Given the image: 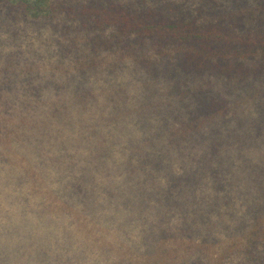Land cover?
I'll return each instance as SVG.
<instances>
[{
    "label": "trees",
    "instance_id": "16d2710c",
    "mask_svg": "<svg viewBox=\"0 0 264 264\" xmlns=\"http://www.w3.org/2000/svg\"><path fill=\"white\" fill-rule=\"evenodd\" d=\"M51 13L49 23L55 36L57 56L55 70L67 73L65 78L62 77L63 84L55 87L57 104L52 106V110L55 107L53 114L57 113L58 106L68 111L71 102L63 101L61 96L69 86L72 87V100L69 101L74 102L72 116L78 115L74 119L101 112L107 114V122L116 127V120L124 115L150 116L147 111L137 109L138 105L143 106L141 102L155 96L161 98L155 83L165 82L166 85L171 83L167 88L169 98L177 97L176 107L183 104L188 115L180 122L181 133L172 132L177 137L172 136L175 145H182L187 150L193 149L192 145H206L210 154L208 158L217 160L220 159L218 153L229 147L227 139L232 138L248 148L257 147L258 141L264 140V0H53ZM103 53L118 54L123 60L128 58L142 72L145 80L141 85L145 89L131 94L141 102L126 105L131 95L122 83L105 91L104 97L98 88L89 86L90 74L97 71ZM123 60L116 61L115 65L122 67ZM122 69L119 67L120 71ZM223 83L233 87L231 93L237 86L245 89L234 94L233 98L241 104L251 103L253 110L248 111L249 106L231 109L229 100L222 97L219 89ZM163 95L165 97L166 93ZM172 102L167 104L171 106ZM97 104L100 112L93 110ZM59 109L57 116L61 114ZM253 111L255 115H251ZM96 130L105 136L114 132L113 129ZM241 131H244L242 139L239 138ZM203 136L207 140L198 142ZM50 140H53L57 154L65 149L71 152L70 165L58 159L54 163L51 161L58 177L57 187L49 193L55 204V264H88L87 257L97 241L105 248L103 261L99 264H150L152 247L143 249L142 246L148 238L154 239L156 247H162V252L167 244L172 243L182 249L180 235L164 228L152 232L146 228L149 223L141 219L149 214L155 203H159L155 201L156 197H151L146 178L160 176L166 179L169 173L176 176L181 172L177 162L165 168V173L156 169V175L145 174V162L141 160L143 154L132 151L127 162L131 166L125 174L126 179L137 173L146 176L140 180L137 192L133 185L121 183V173L115 169L116 162L122 160L124 154L115 156L110 146L107 150L98 148L102 151L99 156L106 157L104 163L98 164V151L93 162L87 159L85 143L79 145L72 139L58 149L55 140L52 137ZM176 148L172 146V155L174 159H181L174 153H177ZM79 149L85 153L82 160L77 154ZM41 151L42 165H45L48 151ZM185 157L187 162L194 161L191 154ZM135 160L139 166H134ZM156 166L160 169V165ZM176 181L172 183L174 188L178 186ZM168 203L161 200L160 204L167 220L172 216L165 210ZM225 204L219 203L223 208L227 206ZM121 212L126 215L121 216ZM116 215L124 217L120 224L126 239L129 231L132 233L128 244L125 239L122 242L126 245L113 249L101 231L103 240L93 232L96 228L91 224H100L109 233L117 222ZM255 227L256 231L251 232L249 238L243 235L235 238V250L225 251L218 244V238H214L204 247L202 256L214 264H264V227ZM126 248L130 256L120 254ZM164 255L159 264H167Z\"/></svg>",
    "mask_w": 264,
    "mask_h": 264
},
{
    "label": "rangeland",
    "instance_id": "374dc122",
    "mask_svg": "<svg viewBox=\"0 0 264 264\" xmlns=\"http://www.w3.org/2000/svg\"><path fill=\"white\" fill-rule=\"evenodd\" d=\"M52 6L53 0H0V264L56 263L55 204L49 193L57 187L58 177L51 161L54 163L58 159L70 165L68 159L71 152L65 149L57 154L50 137L55 140L58 149L72 139L79 145L85 143V148L88 147L85 151L87 159L93 162L98 151V164L104 163L106 158L99 156L102 151L98 148L107 150L110 146L115 156L124 154L122 160L116 162L115 169L121 173V183L133 185L137 192L140 180L146 176L137 173L126 179L125 174L131 166L127 162L132 151L143 154L141 160L145 162L144 168L142 166L145 174L156 175V169L165 173V168L173 162L178 163L181 172L176 176L169 173L166 179L160 176L146 178L151 197H156L155 201L159 203H155L149 214L141 219L149 223L146 228L152 232L164 228L180 235L182 241L179 244L184 250L172 243L167 244L162 252V247H156L154 239L148 238L142 246L143 249L152 247L150 264H159L164 254L163 260L167 264H214L211 259L206 260L202 256L204 247L214 238H218V244L225 251H233L237 248L233 245L236 244L235 238L241 235L249 238V234L256 231V225L264 227V140L258 141L257 147L248 148L232 138L227 139L229 147L218 153L219 162L208 158L210 154L206 145H192L191 150L175 145L173 142L177 137L173 133L175 130L181 133L180 122L186 120L187 110L183 104L176 107L177 97L169 98L167 88L171 83H155L161 98L155 96L141 102V99L132 96L145 89L141 85L145 77L130 59L123 60L118 54L103 53L97 71L90 74L89 86L98 88L104 97L105 91L122 83L131 95L126 105L141 102L143 106L139 104L137 109L147 111L150 116L124 115L116 120V128L112 122H107V114L101 113L97 104L93 110L100 112L99 115L74 119L78 115L72 116L74 102L69 101L72 100V87L69 86L61 96L63 101L71 102L68 111L58 106L57 113L59 109L61 114L52 113L55 111L52 106L57 104L55 87L63 84L62 77L67 74L55 70V36L49 23ZM119 60H123L122 67L115 65ZM119 67L123 68L122 71ZM132 77L135 79L131 80ZM72 86L75 88V84L72 83ZM231 88L227 83L219 86L231 109L249 106L248 111H252L251 103L241 104L233 98L234 94L245 89L237 86L231 93ZM163 93H166L165 97ZM171 100L172 107L167 104ZM250 113L253 115L254 111ZM98 128L113 129L114 132L105 136L97 132ZM239 133L242 139L244 131ZM206 140L207 137L203 136L198 142ZM172 146L177 147V153H174L181 159H174ZM41 149L48 151L45 165H42ZM77 154L81 160L85 156L82 149ZM187 154L193 155V162H187L186 157H190H185ZM135 161L134 166H139L138 160ZM174 179L178 180L176 188L172 185ZM161 200L169 201L165 207L166 212L172 215L169 221L160 210ZM220 202L227 206L223 208ZM124 215L121 212V216ZM123 218L116 215L117 222L113 226L109 222L112 227L109 233L100 224L92 223V227L96 228L93 232L100 237L101 231L104 240L113 249L126 245L122 242L126 239L120 224ZM131 233L129 231L127 244ZM94 244L92 253L87 257L88 264H99L104 258L103 244L99 241ZM120 254L130 256L128 248L121 250Z\"/></svg>",
    "mask_w": 264,
    "mask_h": 264
}]
</instances>
